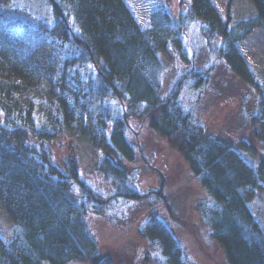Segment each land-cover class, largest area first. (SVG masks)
I'll return each instance as SVG.
<instances>
[{"label":"trees","instance_id":"16d2710c","mask_svg":"<svg viewBox=\"0 0 264 264\" xmlns=\"http://www.w3.org/2000/svg\"><path fill=\"white\" fill-rule=\"evenodd\" d=\"M6 1L0 0V8ZM46 1L53 25L41 21L37 29L55 53V73L32 71L18 83L0 73V199L13 218L11 241L0 236V264L129 262L130 253L118 248L99 253L87 215L103 213L116 198L145 197L126 170L138 150L128 138L131 114L183 155L197 179L196 191L203 194L192 209L209 227L226 264H264V229L247 202L264 182V170H254L244 183L237 150H252L264 163V131L254 124L259 119L264 125V90L239 50L252 32L264 30V0H250L253 12L240 18L231 3L222 18L212 0L182 3L178 16L163 2L151 10L147 26L126 0ZM191 24H197L213 54L259 93L249 136L262 149L252 148L246 138L230 146L195 122L185 101L199 98L208 84L204 72L190 66L169 86L163 82L161 52L174 49L183 56ZM15 50L8 27L0 23V68L22 70ZM66 140H72L71 152L58 158L56 150ZM81 141L108 151L97 169L112 181V196L101 195L82 176L76 155ZM185 188L192 185L173 196ZM169 195L153 191L167 204ZM146 231L166 253H161L164 264L183 263L184 249L160 213L148 216Z\"/></svg>","mask_w":264,"mask_h":264},{"label":"rangeland","instance_id":"374dc122","mask_svg":"<svg viewBox=\"0 0 264 264\" xmlns=\"http://www.w3.org/2000/svg\"><path fill=\"white\" fill-rule=\"evenodd\" d=\"M126 1L142 26L149 24L151 10L160 3L166 2L170 12L178 16L183 9L181 4L190 2V0ZM212 1L222 18L227 14L229 3L236 17H247L253 12L250 0ZM41 21H46L49 26L53 25L46 0H8L2 3L0 23L6 29L8 27L9 35L12 36L15 44L17 66H22L21 69L24 70L21 72L22 70L15 71L14 68L10 70L0 68V73L7 76V80L18 83L31 73L34 75L32 71L44 74L55 73V53L37 29ZM182 49L185 51L183 56L176 55L174 49L161 52L166 67L163 82L169 86L171 79L178 76L179 71L190 66L204 72L208 77V84L201 91L199 98L195 96L194 100L185 101L195 122L212 134L218 135L230 146L235 147L236 142L246 138L252 148L255 150L259 148V144L249 136L253 126L251 113L258 114L259 93L241 79L227 63L213 54L202 39L197 24L190 25L188 38ZM239 50L264 90V30L257 29L252 32L243 43L239 44ZM134 111L137 112L135 109ZM130 116L131 128L128 138L138 150H136V158L128 161V165L134 167L126 165V170L130 173V184L136 186L138 192L145 197L132 200L116 198L108 203L103 213L92 212L87 215L91 234L96 245L100 246L99 253L106 254L110 248H118L124 253H130L131 258L127 264H133V261L135 264H145L146 254L149 264H164L162 254L166 253L147 236L148 231L145 235L142 233L148 216L151 213H160L184 249L182 264H226L224 252L215 244L209 227L192 209H195L196 201L201 199L203 194L196 191L197 179L183 160V155L152 131L137 115ZM254 124L260 132L264 131L262 120L257 119ZM243 128H248V131L243 132ZM260 140L264 141V137ZM71 141L64 142L56 150L58 158L71 152L70 144H73ZM10 145L13 148L16 146L15 142H10ZM237 150L241 165L244 167L240 172L244 176V183L251 179L254 170L263 173L264 163L252 150L242 148ZM106 152L108 151L104 148L95 149L91 144L81 141L77 146L76 155L82 176L88 179L98 193L112 196L114 193L112 181L97 169L98 161L107 155ZM185 185L190 187L192 185L194 190L185 188L186 192L173 196L178 188ZM160 189L170 194L171 207L169 203L158 201L153 196V191ZM247 197L251 210L264 229V182H261ZM168 207H170L169 213ZM12 225L13 218L0 199V236L5 243L12 239ZM77 239L80 240L79 237ZM69 264L89 263L78 261Z\"/></svg>","mask_w":264,"mask_h":264},{"label":"snow or ice","instance_id":"6c2138e0","mask_svg":"<svg viewBox=\"0 0 264 264\" xmlns=\"http://www.w3.org/2000/svg\"><path fill=\"white\" fill-rule=\"evenodd\" d=\"M78 30V29H77Z\"/></svg>","mask_w":264,"mask_h":264}]
</instances>
